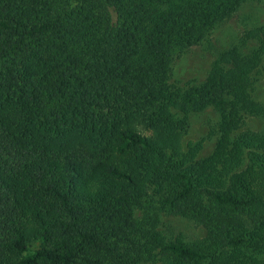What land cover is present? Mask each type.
Returning <instances> with one entry per match:
<instances>
[{
	"label": "trees",
	"instance_id": "16d2710c",
	"mask_svg": "<svg viewBox=\"0 0 264 264\" xmlns=\"http://www.w3.org/2000/svg\"><path fill=\"white\" fill-rule=\"evenodd\" d=\"M245 1L0 0V264H264V132L233 133L236 102L264 118L247 63L232 51L202 80L170 73ZM166 102L219 112L208 156L169 164ZM152 160L169 164L158 204ZM163 213L203 236L170 238Z\"/></svg>",
	"mask_w": 264,
	"mask_h": 264
},
{
	"label": "rangeland",
	"instance_id": "374dc122",
	"mask_svg": "<svg viewBox=\"0 0 264 264\" xmlns=\"http://www.w3.org/2000/svg\"><path fill=\"white\" fill-rule=\"evenodd\" d=\"M232 51L237 52L236 58L247 63L248 70L244 75L245 93L251 101L264 107V0H246L234 14L215 25L200 44L179 51L171 64V76L176 80H202L215 61L222 59L224 55H230L227 53ZM222 68L226 71L230 66ZM235 106L239 116L234 134L264 132L262 116L244 109L242 103L236 102ZM164 107L165 114L170 116L171 120L161 121L160 131L167 135L168 141L166 145H160L167 154L166 159L171 161L169 164L178 161L183 164L191 163L208 156L214 150L219 137V112L207 108L203 112L194 113L170 102H166ZM140 121L135 124L136 128L142 134L152 137L154 129L145 127ZM247 155V151H243L239 169L243 168ZM163 163L152 160L150 169L144 176L142 187L146 192V201H156L158 204L160 194L167 191L170 180L165 178L169 164ZM163 214L165 221L175 225L172 232L162 227L167 235H171L170 238L187 241L200 240L203 236L204 229L197 222L169 213ZM38 242L32 243L30 250L34 249ZM168 262V259L159 258L156 264Z\"/></svg>",
	"mask_w": 264,
	"mask_h": 264
}]
</instances>
